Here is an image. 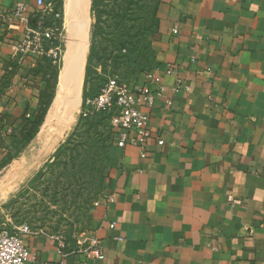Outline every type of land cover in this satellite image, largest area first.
Segmentation results:
<instances>
[{"label": "crops", "instance_id": "0c3cea01", "mask_svg": "<svg viewBox=\"0 0 264 264\" xmlns=\"http://www.w3.org/2000/svg\"><path fill=\"white\" fill-rule=\"evenodd\" d=\"M20 2L32 10L0 0V157L17 152L51 77L45 56L15 52ZM158 18L146 157L135 143L110 148L103 259L39 231L22 236L29 264H264V0H160Z\"/></svg>", "mask_w": 264, "mask_h": 264}, {"label": "rangeland", "instance_id": "374dc122", "mask_svg": "<svg viewBox=\"0 0 264 264\" xmlns=\"http://www.w3.org/2000/svg\"><path fill=\"white\" fill-rule=\"evenodd\" d=\"M46 2L52 4L53 14L58 15L57 18L52 15L49 18L58 29L57 44L60 47L59 61L52 64L54 75L51 78L53 81L51 80V86L49 87V94L52 93L54 96L58 86V76L62 67L61 58L64 51V32L62 27L64 0H46ZM89 13L91 17V43L94 20L90 5ZM139 24L142 26L143 22L140 21ZM157 33L158 31L149 39L153 51V39ZM139 67L140 65L137 63L130 64L109 78L116 77L120 84L129 86L142 75L139 73ZM54 77L57 79H55V84ZM109 78L102 83L97 96L105 89ZM53 85L54 90L51 91ZM90 101L91 99L86 102L90 114L103 112L95 110L89 103ZM81 113L82 102L80 103L74 126L66 138L35 171L27 176L19 187L15 188L11 194L9 193L10 195H6L0 187V216H2V213L6 215L12 228H20L25 225L30 232L42 231L49 233L70 246L76 244L87 246L93 239H96L95 233L98 225L95 220V213L99 207L96 206V203L104 200L107 196V178L111 169L110 148L115 146L116 137V124L113 121L115 113L113 111H104L102 117L94 119V121H100L101 124L96 130L95 136L93 134L91 141L85 147H81V150L85 149L84 152L79 150L78 155L68 156L65 154H69L70 151L68 150L67 152L66 149H63L54 158L57 150L65 145L68 137L73 132L79 122ZM109 113H111L110 116ZM20 144L22 145L23 142L21 141L17 146H12V153L17 150L15 154L5 153L0 157V186H2L5 175L12 168L20 163L22 164L23 161H27L26 164L30 165L39 160L41 155L39 145L32 149L27 148L25 152H19L18 154V150L22 151L20 150L22 149ZM68 146L71 148V145ZM35 150L36 154L33 157Z\"/></svg>", "mask_w": 264, "mask_h": 264}, {"label": "trees", "instance_id": "16d2710c", "mask_svg": "<svg viewBox=\"0 0 264 264\" xmlns=\"http://www.w3.org/2000/svg\"><path fill=\"white\" fill-rule=\"evenodd\" d=\"M159 5L160 0H90L94 23L84 69L82 113L65 145L57 150L54 158L63 149L70 151L65 155H78L81 147H85L91 141L93 134L95 136L101 122L94 119L102 117L104 112L90 114L86 102L98 95L102 83L106 82L107 78L130 64L140 65V74L151 72L156 67L155 54L149 39L159 28ZM47 21L51 24L50 19ZM140 21L143 22L142 26L139 24ZM31 24H34V20H31ZM49 63L53 64L51 59ZM53 75L51 65L50 82L53 81L51 79ZM55 79L54 77V84L57 80ZM50 82H48V91ZM53 98L52 93L43 92L40 107L34 115L26 119L28 128L22 136L23 147L37 135ZM68 145H71V148ZM81 151L84 152L85 149Z\"/></svg>", "mask_w": 264, "mask_h": 264}, {"label": "built area", "instance_id": "2783aa9c", "mask_svg": "<svg viewBox=\"0 0 264 264\" xmlns=\"http://www.w3.org/2000/svg\"><path fill=\"white\" fill-rule=\"evenodd\" d=\"M50 15L54 18L58 15L53 14V6L46 0H34L32 10L26 3H16L9 12V18L15 23L12 24L15 29L20 28L21 38L17 43L16 54L45 56L56 63L60 58V47L58 44V29L54 23L48 24ZM34 20V24H31ZM177 30H173L176 34ZM172 69H167L166 74L171 75ZM146 83L138 88L120 84L116 77L108 79L105 89L102 93L91 100L89 103L97 111H113L115 116L113 121L116 124L115 145L118 148H124L127 144H136L139 148L141 158L146 157V145L148 142L149 116L141 108L150 110L159 92L152 90L150 85H159L160 78L151 72L144 74ZM182 88V82L176 80L171 91L176 92ZM168 106L172 105L171 100L166 101ZM162 145L163 142L158 140ZM112 202L111 198L98 201L96 206L106 205ZM1 213V212H0ZM1 215V214H0ZM110 228L114 224L109 225ZM30 231L27 226L12 228L7 216L2 213L0 216V264H29L34 255L30 252L22 236ZM85 252L89 256L97 259H103L97 239H93Z\"/></svg>", "mask_w": 264, "mask_h": 264}, {"label": "bare ground", "instance_id": "6f19581e", "mask_svg": "<svg viewBox=\"0 0 264 264\" xmlns=\"http://www.w3.org/2000/svg\"><path fill=\"white\" fill-rule=\"evenodd\" d=\"M89 5L90 0H64L62 23L64 51L58 86L45 120L28 146V149H32L49 134L47 148L41 150L39 160L30 165L23 161L5 175L0 187L6 195L11 194L45 161L74 126L82 102L83 75L90 43ZM55 119L59 120V124L54 128L52 122Z\"/></svg>", "mask_w": 264, "mask_h": 264}, {"label": "water", "instance_id": "95a60500", "mask_svg": "<svg viewBox=\"0 0 264 264\" xmlns=\"http://www.w3.org/2000/svg\"><path fill=\"white\" fill-rule=\"evenodd\" d=\"M58 124H59V120L58 119H55L53 122H52V127H57L58 126ZM49 134H46L45 136H44V138H43V140H42V142H40L39 143V148H40V151L41 150H46V148H47V141H48V139H49ZM34 155H32L33 157L35 156V154H36V150L34 151V153H33ZM31 159V158H30ZM29 161H31V160H29Z\"/></svg>", "mask_w": 264, "mask_h": 264}]
</instances>
